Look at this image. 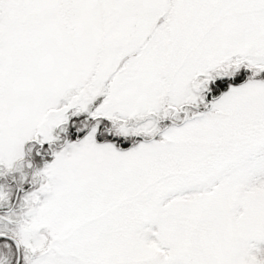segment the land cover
Listing matches in <instances>:
<instances>
[{
  "label": "snow or ice",
  "instance_id": "snow-or-ice-1",
  "mask_svg": "<svg viewBox=\"0 0 264 264\" xmlns=\"http://www.w3.org/2000/svg\"><path fill=\"white\" fill-rule=\"evenodd\" d=\"M0 264H264V0H0Z\"/></svg>",
  "mask_w": 264,
  "mask_h": 264
}]
</instances>
